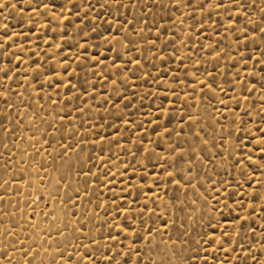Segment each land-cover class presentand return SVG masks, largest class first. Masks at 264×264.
<instances>
[{
  "label": "rangeland",
  "instance_id": "374dc122",
  "mask_svg": "<svg viewBox=\"0 0 264 264\" xmlns=\"http://www.w3.org/2000/svg\"><path fill=\"white\" fill-rule=\"evenodd\" d=\"M0 264H264V0H0Z\"/></svg>",
  "mask_w": 264,
  "mask_h": 264
},
{
  "label": "bare ground",
  "instance_id": "6f19581e",
  "mask_svg": "<svg viewBox=\"0 0 264 264\" xmlns=\"http://www.w3.org/2000/svg\"><path fill=\"white\" fill-rule=\"evenodd\" d=\"M33 196H34L36 199H38V198H39V196H38V192H37V193H34Z\"/></svg>",
  "mask_w": 264,
  "mask_h": 264
},
{
  "label": "snow or ice",
  "instance_id": "6c2138e0",
  "mask_svg": "<svg viewBox=\"0 0 264 264\" xmlns=\"http://www.w3.org/2000/svg\"><path fill=\"white\" fill-rule=\"evenodd\" d=\"M171 175V174H170Z\"/></svg>",
  "mask_w": 264,
  "mask_h": 264
}]
</instances>
